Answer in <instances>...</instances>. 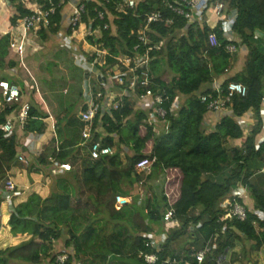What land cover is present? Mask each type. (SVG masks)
I'll use <instances>...</instances> for the list:
<instances>
[{
    "label": "trees",
    "instance_id": "obj_1",
    "mask_svg": "<svg viewBox=\"0 0 264 264\" xmlns=\"http://www.w3.org/2000/svg\"><path fill=\"white\" fill-rule=\"evenodd\" d=\"M9 1L17 12L11 17L14 24L29 10L21 0ZM119 1L111 0L105 7L104 0L87 5L83 20L91 22L92 28L86 43L104 51L102 61L96 60V52L88 55L89 61L106 72L120 64L123 55L147 53L151 88L162 95L168 129L158 119L151 121L152 105L144 107L137 101L125 100L119 110L98 112L92 138L83 147V123L72 124L60 131L64 143L59 153L42 154L28 165L18 159L21 130L6 134L0 129V188L4 187L8 171L19 163L28 170L37 167L52 177L55 163L72 165L66 177L54 175L53 189L46 199L33 194L12 208L11 232L32 237L17 246L0 249V264H61L56 261L53 244L65 234L70 236L65 245L72 250L62 264H148L146 256L150 254H156L154 264H165L168 258L176 260L171 264H197L194 253L209 242L211 251L203 264L243 263L252 252L264 248V174L260 172L264 140L258 143L264 127V45L258 44L255 35L256 31L264 32V0H225L228 13L236 16L232 28L235 39L224 34L221 23L214 28L189 24L164 0H137L136 6L125 12L117 9ZM97 8L106 9L109 29H103L104 22L96 19ZM153 11L161 12L162 20L147 24V14ZM168 18L173 19L171 25L166 23ZM53 24L38 32L40 41L51 39L50 33L56 34ZM147 25L149 41L145 43L139 31ZM98 28L100 35L95 34ZM212 32L218 37L217 46L210 45ZM10 42V34L0 37V72L17 65L9 57ZM232 43L238 48L235 53L227 51ZM136 45L138 50L134 49ZM242 48L247 51L242 70L227 74L226 70L240 59ZM225 74L226 79L219 84L224 90L235 81L247 87V94L235 95L230 111L212 127L207 123L211 112L200 96L211 92V85ZM2 79L6 78L0 75ZM90 84L98 89L94 73ZM17 85L23 98L25 86ZM21 104L22 99L7 104L0 112V125L20 111ZM29 105L23 132L41 133L47 115L36 102ZM249 112H253L255 123L246 132L242 119ZM97 140L114 146L116 151L92 158L90 148ZM145 157L154 160L149 174L136 168ZM164 173H169L166 187L175 186L173 195L153 193L144 208L132 202L116 209V197L121 192L124 196L135 195L140 182L147 186ZM68 182L72 188L77 187L73 193L68 191ZM239 187L248 193L245 200L241 199L246 203L248 217L245 221H224L221 204L227 198L234 199L233 192ZM170 206L175 209L179 225H165L164 214ZM154 238L162 239L159 252L151 244ZM237 242L243 244L240 254L232 251ZM180 251L185 258L178 257ZM230 251L228 261L224 257Z\"/></svg>",
    "mask_w": 264,
    "mask_h": 264
},
{
    "label": "built area",
    "instance_id": "obj_2",
    "mask_svg": "<svg viewBox=\"0 0 264 264\" xmlns=\"http://www.w3.org/2000/svg\"><path fill=\"white\" fill-rule=\"evenodd\" d=\"M68 0H21L25 7L29 10V13L21 18V24L26 31L32 33H38L42 28H50L53 21V17L58 13L59 9L67 3ZM170 10L179 16H182L189 24L198 23L200 25L207 24L209 27L214 28L218 23H221L224 27V34L230 38L235 39V32L233 31V24L236 16L228 13V5L225 0H164ZM111 0H104V7L110 4ZM137 4V0H121L117 4V9L120 12H125L127 8H134ZM72 17L70 20V27L72 30V36L76 35L81 26L83 25V17L87 14V1L78 0L72 3ZM96 19L104 22L103 29H109V23L105 22L106 9H96ZM162 13L153 11L147 14V24L156 23L162 20ZM168 25L173 23L172 18L166 20ZM85 35L91 33L92 23L87 26ZM145 29L139 31L141 35V41L147 43L149 41ZM96 32H100L98 28ZM209 42L212 46L219 45L217 35L212 32L209 35ZM17 50V52H23V45L13 43L11 45ZM139 45L134 47L138 50ZM158 47V46H156ZM227 51L235 53L238 51L236 44L232 43L227 46ZM98 54V52H96ZM150 58L148 54H139L135 56L123 55L120 57V64L115 65L106 72L98 70L95 62L92 63L91 74L96 75L98 81V89H94L90 81L88 87L83 94V100L81 102L80 117L84 122L82 130L83 142H88L92 138L93 126L95 118L99 111L110 113L114 110H119L125 103V100L137 101L139 104L143 102H149L154 111L150 113L151 121L158 119L168 129L169 123H167V110L163 106L162 95L154 92L151 88L152 79L149 69ZM141 70V72H140ZM228 72V69L226 70ZM139 92V90H141ZM0 112L6 107L7 104H13L20 102L22 99L21 88L16 83H11L8 80H0ZM245 96L247 94V87L240 83L231 81L228 83L224 90L219 84L212 87V91L202 94L200 100L206 104L207 110L210 112H229L230 103L235 95ZM264 106V101H263ZM264 108V107H263ZM30 105L24 104L20 111L11 115L5 123L0 125V129L10 134L15 130H23L28 121ZM262 137L258 140V143L262 141ZM116 151L114 146L105 145L101 140L95 141L91 148L92 158H100L105 155L113 154ZM18 159L29 164V160L23 155L19 154ZM154 160L148 157L140 159L136 168L139 171L149 174ZM59 167L63 170H72L70 163H61ZM264 173V166L261 170ZM0 193H6L11 198L16 191V184L12 178L7 177L3 189L0 188ZM234 199L227 198L221 204V208L224 210L223 220L238 219L245 221L248 217V211L246 203L241 199L247 198V190L244 187H239L234 190ZM9 198V199H10ZM129 201V197L118 195L116 197V208L121 209L126 202ZM164 222L170 225H179V221L175 215V209L169 207L164 214ZM161 240L152 239L151 244L159 252L162 250ZM210 243V242H209ZM207 243L203 248L194 253V257L197 264H203L207 254L211 251V245ZM69 258L68 253L57 254L56 261L58 263H65ZM156 261V254H150L146 256V262L148 264H154ZM176 263V260L168 258L165 264Z\"/></svg>",
    "mask_w": 264,
    "mask_h": 264
},
{
    "label": "crops",
    "instance_id": "obj_3",
    "mask_svg": "<svg viewBox=\"0 0 264 264\" xmlns=\"http://www.w3.org/2000/svg\"><path fill=\"white\" fill-rule=\"evenodd\" d=\"M78 0H68L66 4H64L58 11V13L53 17V26L57 27L56 34L50 33L51 38L57 42L58 46L51 48L48 55L53 56L57 51L64 50L70 52L72 56V63L76 69L81 72V78L79 83L84 85V91L75 96L72 94L70 97L65 96L67 103L61 104L59 101H46L44 100V94L41 93L39 89L40 81L38 80L37 73H35L37 63H40V59H42V54L38 53L41 46L39 45V34L32 33L30 31H26L21 24V19H17V21L13 24L11 21V17L17 13L15 6L9 0H0V37L10 34L11 42H10V50L11 55L9 57H13L16 60L17 65L15 67H9L4 71L0 72V75L4 76L5 80H13L17 84L25 86V92L22 98V105L29 104L32 101L36 102L42 109V111L47 115L46 118L43 119L46 124L45 130L41 133L38 132H28L25 133L23 130L19 131V135L21 137L20 143V152L19 154H23L29 161L35 159L36 157L44 154L51 155L57 154L61 151V144L64 143L63 138L61 137V130H65L66 127L74 125H78L82 121L80 117L81 110V102L83 100V94L88 87V83L91 80V70L92 63L85 56L82 58V53L84 55H91L94 52H98V58L96 59L98 62L102 61V56L104 51L98 49L96 45H90L86 43L85 35L87 26H90L89 21L83 20V25L80 28V31L74 36H72V30L70 27V20L72 17V3ZM87 1V5L90 2H99V0H83ZM23 3V2H22ZM24 5V3H23ZM25 7V5H24ZM26 8V7H25ZM27 9V8H26ZM71 30V33L69 32ZM256 37L258 38V44L264 45V32L256 31ZM41 42V41H40ZM16 43L18 45H23V52H17L15 48L11 45ZM83 43L84 45H81ZM84 48V50H83ZM246 49L242 48L240 55L246 54ZM36 53H38L36 55ZM35 54V55H34ZM75 56V57H74ZM79 56V58L77 57ZM77 57V58H76ZM35 62V66L33 65ZM243 68V59L238 60L237 63L234 64L232 68L227 74L234 75L237 72H240ZM8 78V79H7ZM44 78V77H43ZM226 79V74L221 76L220 79H217L211 87L222 83ZM8 80V81H9ZM80 85V86H81ZM69 88V87H68ZM82 88V87H81ZM64 91L69 92V89H65ZM68 94V93H67ZM42 100H40V99ZM39 99V100H38ZM140 105L148 106L149 102H143ZM226 113V112H225ZM224 114V112H211L207 117V123L212 127L218 122L220 117ZM264 114V110H263ZM244 129L246 132L251 130L252 125L255 123V118L253 117V112L247 113L242 119ZM262 139H264V127L261 134ZM87 143V142H86ZM81 141L80 146H84L86 144ZM70 148V147H69ZM65 149H68L67 147ZM71 149V148H70ZM121 157L123 161H125V153H121ZM22 163V162H21ZM14 165L8 171V177L12 178L16 184V191L13 193V196L10 198L9 193L1 192L2 202L0 204V249H7L9 247H14L21 244L24 241L29 240L32 235L30 234H17L14 235L11 232V227L9 225V221L12 215V208L14 206H18L21 203L28 201V199L33 194L39 195L42 199H46L53 189L54 185V175H63L66 177L69 171L71 170H63L59 167L60 164L55 163L54 169L52 170V176L46 175L37 167L28 170L26 166L23 164ZM264 166V165H263ZM78 167V165L76 166ZM262 170V169H261ZM260 172L263 174V172ZM167 177H169V173H164L162 176V180L166 182ZM68 187V191L73 193L74 189L77 190V187L70 185L68 182L66 184ZM1 190V189H0ZM138 193L129 197V201L133 200L134 197L137 196ZM121 196H124L123 192L120 193ZM248 197V193H247ZM10 198V199H9ZM137 198V197H136ZM126 204H129L128 201ZM70 238L67 234L65 236L54 241V253L63 254L70 253L72 249L66 247L65 242L66 239ZM158 239V238H157ZM161 238H159L160 240ZM36 241H39L36 239ZM238 244V247H237ZM236 247L232 250L236 253L240 254L243 248V244L241 242H237ZM230 251L227 256L224 258L228 261L230 260L231 253ZM68 253V254H69ZM264 248H261L259 251L252 252L250 256L246 259V264L255 261L254 257L256 255H260L257 257L264 258ZM261 259V258H260ZM263 260V259H262ZM16 261H13L12 264H15ZM259 263L264 264L263 261H259ZM45 264H50L46 262ZM234 264H241L240 262H235Z\"/></svg>",
    "mask_w": 264,
    "mask_h": 264
},
{
    "label": "rangeland",
    "instance_id": "obj_4",
    "mask_svg": "<svg viewBox=\"0 0 264 264\" xmlns=\"http://www.w3.org/2000/svg\"><path fill=\"white\" fill-rule=\"evenodd\" d=\"M95 34L100 35V32H96ZM38 43L41 46V48L38 50L39 51L38 53L42 54V57H41L42 59H40V61H41L40 63H37L35 73H37L38 80L40 81L39 89H40L41 93L44 94V100H46L47 102L48 101L51 102V100L52 101H59V103H61V104H66L67 98H65V96L68 95V97H70L72 94H74L75 96H78V94L80 95V93L82 91H84L83 83H82V85H81V82L79 83L80 78H81V72L78 69H76L75 66L73 65V63H72V56L73 55L70 52H68L67 50L66 51L59 50L53 56L48 55L51 48L55 47V49H56V46H58V44H57V42H55V40H53L51 38L47 41H41V42L39 41ZM82 44L83 43H81V45ZM38 53H36V55ZM245 55L241 54L240 55L241 59H244ZM81 56H82V58L85 56L86 58L89 59V56L84 55L83 53ZM77 57L79 58V56H77ZM34 64H35V62H33V65ZM65 89H69V92L64 91ZM162 176L163 175H161L159 177V179H157V180L150 181L147 184V186H144L140 182L138 184V191L139 192L136 196L137 198L134 197L133 200H131V202L128 201V203L136 202L138 205H140L142 208H144L146 206V199L148 197H150L153 193H155V194L165 193L167 195L171 194L174 191L175 186H174V184H171L167 188L165 185V181L162 180L163 179ZM126 187L127 186L124 185L123 189L125 190ZM171 195H173V194H171ZM134 199H136V200H134ZM249 202H250V200H249ZM165 225L170 226V224H166V223H165ZM190 229H192V228H190ZM237 247H238V244H237ZM263 255H264V253H263ZM257 256H260V255H256L254 257V259H256L255 261H257V262H251V264H262V263H259L260 260L264 262V258L257 257ZM178 257L185 258L184 252L180 251ZM246 262H247V260H243V263H241V264H246Z\"/></svg>",
    "mask_w": 264,
    "mask_h": 264
},
{
    "label": "water",
    "instance_id": "obj_5",
    "mask_svg": "<svg viewBox=\"0 0 264 264\" xmlns=\"http://www.w3.org/2000/svg\"><path fill=\"white\" fill-rule=\"evenodd\" d=\"M191 254H192V252H191Z\"/></svg>",
    "mask_w": 264,
    "mask_h": 264
}]
</instances>
